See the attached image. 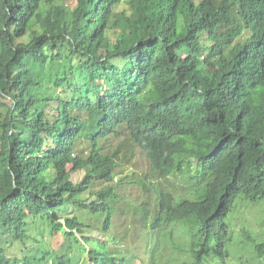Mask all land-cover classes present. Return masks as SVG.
Listing matches in <instances>:
<instances>
[{
	"label": "trees",
	"instance_id": "16d2710c",
	"mask_svg": "<svg viewBox=\"0 0 264 264\" xmlns=\"http://www.w3.org/2000/svg\"><path fill=\"white\" fill-rule=\"evenodd\" d=\"M67 3L0 0V264H264L229 222L264 202V0ZM138 154L145 256L111 246Z\"/></svg>",
	"mask_w": 264,
	"mask_h": 264
},
{
	"label": "rangeland",
	"instance_id": "374dc122",
	"mask_svg": "<svg viewBox=\"0 0 264 264\" xmlns=\"http://www.w3.org/2000/svg\"><path fill=\"white\" fill-rule=\"evenodd\" d=\"M76 3L77 0H68L67 4H71L72 6H75ZM54 72L55 71L49 72L48 76L50 77L54 75ZM50 90L51 92L53 90V94L56 96L57 93L54 87H51ZM150 95H152L151 92L148 93L146 96L149 97ZM116 146H117V142L109 144L106 147V152L109 153L114 152ZM120 161L122 166L120 168L121 171L118 174V179L125 177V182L127 185L122 189L121 192L125 195V200L120 199L117 202V208L120 210V212H118L115 215V224L113 226V231L115 232V235L118 237L124 236L125 232H129V235L125 237V240L131 243L130 244L131 248L129 250H126V247H121L119 243H117V245H119L118 247L114 245L111 246L116 250H121L123 254L124 253L130 254L128 251H131L134 254H136L138 250L137 248L139 243L138 242L139 234L144 235L146 231L142 227L143 223L140 222V220L139 221L136 220L133 214L131 213V211L134 210L133 207H138L141 204V201L143 200L142 198L146 197L147 192L145 190V183L148 185L147 175L149 176L151 175V173L148 172L149 170L148 161L140 157V154L136 155L132 159H129L127 155H124L123 157H121ZM81 179H82V173H77L72 175V180L74 182H79ZM151 181L153 182V180ZM155 183L158 184V182L156 181ZM161 184L166 186L167 181H162ZM169 187H170L169 189L172 188L170 185ZM131 190H133V193H131ZM123 191H126L127 193H124ZM134 203L135 205L132 207ZM142 203L146 204V201ZM229 222L232 225L233 230L235 231L234 238H236L235 247L237 251L240 249V247L243 246L244 236H242V232L244 230H246L253 237L256 243H264V229H263L264 202L255 205L243 201L238 202L234 207L232 215L229 217ZM145 225L147 226V223ZM93 238L99 241H106L105 236L101 235L98 232H95ZM51 244L54 249L60 251V249H64L66 245V239L62 235H59L57 238L51 241L50 245ZM89 245L90 244H84L87 253H88ZM84 246L81 245V248L79 249L81 252H84V248H83ZM251 246L252 244L248 241L246 243V247H251ZM138 253H140L142 256L146 254V253L144 254L141 253V251L139 250ZM87 256L88 255H86V257ZM119 256H123V255L119 254ZM129 257L131 256H128V258ZM165 259L169 260V256H166ZM242 260L246 261V258L243 257ZM135 264H142V263L137 258Z\"/></svg>",
	"mask_w": 264,
	"mask_h": 264
},
{
	"label": "clouds",
	"instance_id": "9594fccd",
	"mask_svg": "<svg viewBox=\"0 0 264 264\" xmlns=\"http://www.w3.org/2000/svg\"><path fill=\"white\" fill-rule=\"evenodd\" d=\"M150 173V172H149ZM147 177H148V179L150 180V179H152V176L151 175H147ZM145 229V228H144ZM146 234V233H145ZM145 234L143 235V236H145ZM142 253L144 254L145 253V251H142ZM143 256H145V254L143 255Z\"/></svg>",
	"mask_w": 264,
	"mask_h": 264
}]
</instances>
